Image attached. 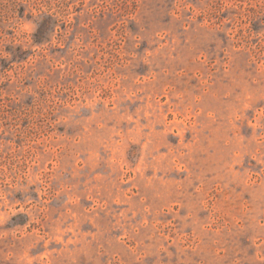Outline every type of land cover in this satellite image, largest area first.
<instances>
[{
    "label": "rangeland",
    "instance_id": "obj_1",
    "mask_svg": "<svg viewBox=\"0 0 264 264\" xmlns=\"http://www.w3.org/2000/svg\"><path fill=\"white\" fill-rule=\"evenodd\" d=\"M0 264H264V0H0Z\"/></svg>",
    "mask_w": 264,
    "mask_h": 264
}]
</instances>
